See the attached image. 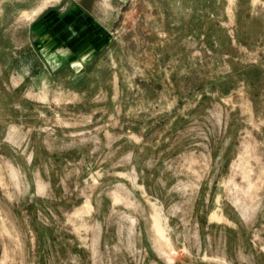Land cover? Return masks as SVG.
I'll list each match as a JSON object with an SVG mask.
<instances>
[{"label":"rangeland","instance_id":"rangeland-1","mask_svg":"<svg viewBox=\"0 0 264 264\" xmlns=\"http://www.w3.org/2000/svg\"><path fill=\"white\" fill-rule=\"evenodd\" d=\"M0 264H264V0H0Z\"/></svg>","mask_w":264,"mask_h":264}]
</instances>
